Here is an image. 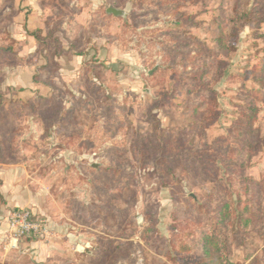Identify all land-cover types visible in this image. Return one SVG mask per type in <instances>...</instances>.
Here are the masks:
<instances>
[{
  "label": "rangeland",
  "instance_id": "1",
  "mask_svg": "<svg viewBox=\"0 0 264 264\" xmlns=\"http://www.w3.org/2000/svg\"><path fill=\"white\" fill-rule=\"evenodd\" d=\"M25 1L30 2L0 0V91L14 101L0 119V137L14 136L13 143L0 149V258H5L4 264H25L31 252H26L23 243L32 240L64 254L73 260L69 264H172L166 255L172 227L189 219L188 197L202 198L212 184L179 164H173L174 180L152 164L141 166L130 152L133 135L135 131H151L150 112L160 120L162 134L171 126L186 123L183 95L161 108L152 103L174 81L168 74L152 75L157 67L172 62L166 56V46L176 44L180 34L213 46L219 31L231 32L235 7L247 9L248 0H196L180 7L184 18L189 15L197 23L182 25L180 30L175 27L177 13L158 3L37 0L40 6L47 4L43 12L45 33L55 28L54 35L63 46L74 43L73 54L85 53L79 55L80 62H72L69 51L62 54V62L52 57L48 68H41L47 63L43 46L37 44V49H30L36 40L25 18L33 8ZM116 3L125 11L123 19L130 27H123L120 20L109 24L101 12L94 14ZM76 14L82 19L79 23H75ZM254 33L255 28L247 26L220 53L228 63L226 75L213 84L220 93L222 115L206 129L208 142L225 134L236 116L241 85L259 86L250 78L243 80L245 71L262 55L264 41L258 35L264 33V25L258 35ZM93 59L102 63L98 73L85 70V64ZM95 82L113 98L109 121L114 122V116L124 119L117 131L106 129L107 111L95 101ZM40 95L47 100H40ZM86 97L91 101L85 102ZM52 106L74 107L75 125L68 131L49 127L47 115L37 109ZM259 106L257 126L264 135V102L259 101ZM118 167L121 171L115 172ZM247 173L255 179L264 176V148L252 158ZM128 180L130 184L123 186ZM172 190L178 194H172ZM15 210L31 211L38 231L15 239L8 220ZM119 220L126 227L129 221L136 222L139 231L127 239L119 237ZM3 227L8 228L5 231ZM104 238L109 240L108 255L100 261L91 259ZM263 247L258 236L245 245L234 244L236 264H248L250 255H258L259 263L264 264Z\"/></svg>",
  "mask_w": 264,
  "mask_h": 264
},
{
  "label": "trees",
  "instance_id": "2",
  "mask_svg": "<svg viewBox=\"0 0 264 264\" xmlns=\"http://www.w3.org/2000/svg\"><path fill=\"white\" fill-rule=\"evenodd\" d=\"M138 1L140 4L149 2L165 5L166 10L176 12L177 30H180L182 25L185 27L197 25L189 15L184 18L185 14L179 11L180 7L188 6L196 0ZM239 1L237 0V3ZM248 2L249 7L245 10L240 9L238 5L235 7L231 32L219 31L213 46L195 36L183 37L181 34L176 44L166 46V56L172 62L157 67L152 75L168 74L174 81L169 86L170 89L162 91L152 103L154 107L161 108L183 95L187 104L184 115L185 119L187 118L186 123L182 126H171L166 134H162L160 120L150 112L149 119L153 122L151 131L147 133L135 131L133 135L130 152L141 166L152 164L155 168H161L163 172L170 174L174 180L176 175L173 164H179L186 171L194 172L212 184L209 192L202 198L188 197L191 206L187 212L189 219L172 227L170 250L168 249L166 253L172 264H236L234 244L245 245L254 236L260 237L264 242V176L255 179L247 173L252 158L264 148V135L257 126L261 111L259 101L264 102V46L261 48L262 55L258 61L246 70L243 76V80L250 78L259 86L247 88L244 84L241 85L238 93L239 102L235 104L236 116L226 128V133L210 142L205 140L206 129L216 124L222 115L220 93L213 84L226 75L228 63L220 58V53L226 48L227 42L232 38L237 39L247 26L254 27V34L258 35L264 25V0ZM108 7L110 6L103 7L102 11H96L94 14L101 12L104 21L109 24L113 20H120L123 27H130L123 17L107 14ZM111 7L118 8V3L112 4ZM55 31V28L49 30L47 34L40 28L30 31L37 44L42 45L45 50L44 57L47 63L41 68H48L52 57L57 62V58L63 53L74 51V43H70L68 49H65L61 39L54 35ZM258 37L264 41V33H260ZM190 39L191 41L187 42ZM189 44L194 45V48H189ZM5 50H12V47H6ZM74 54L85 55L82 51ZM1 55L0 52V58ZM101 65L100 61L93 59L85 64V70L98 73L97 67ZM93 87L98 95L95 101L107 111L106 129L117 131L124 119L114 116L111 118L116 120L109 121L108 113L111 109L109 107L113 105L111 94L103 85L96 82L93 83ZM38 98L47 100L41 95ZM89 101L91 98L86 97L85 102ZM12 102L14 101L9 99L6 92L0 91V119L8 113ZM37 110L47 115L46 122H49V127H62L68 131L75 125L74 107L52 106ZM129 124L131 125V122ZM13 142L14 136L2 135L0 149ZM121 152L124 153L125 150ZM119 171L121 167L116 168L115 172ZM124 173L126 177H132L130 172ZM129 184L128 180L123 186ZM171 193L178 194V191L172 190ZM172 196L176 198V195ZM123 222L118 221L121 228L119 237L127 239L139 231L136 222L129 221V227ZM104 240L99 251L90 256L91 259L100 261L108 255L109 240L107 238ZM248 258V264H260L258 255H250ZM6 264L17 263L10 261Z\"/></svg>",
  "mask_w": 264,
  "mask_h": 264
},
{
  "label": "crops",
  "instance_id": "3",
  "mask_svg": "<svg viewBox=\"0 0 264 264\" xmlns=\"http://www.w3.org/2000/svg\"><path fill=\"white\" fill-rule=\"evenodd\" d=\"M29 3L32 4L33 9L31 11V13L28 14L27 18H25V21L28 24L27 25L28 31H33L37 28H40L44 31L45 26L43 24V19H44L43 12H46L45 8L47 7L46 6L47 4H42V6H40L41 2L37 1V0H30V2H26L24 4L27 5ZM39 3H40V5H39ZM40 7H42L43 9L41 10ZM46 14H48V13H46ZM83 15H84V12L81 13L82 17H83ZM74 20H75V23H79V22H81L82 19L80 18L79 14L78 15L76 14L74 17ZM32 24H34L33 27H32ZM32 48L37 49V41H35L33 47L30 48L31 51H32ZM65 49H68V47H65ZM69 53L73 55V61L72 62H76L77 60H78L77 62H80L78 59V57H80L79 55L73 54V52H69ZM62 61H63V58L61 55L59 58H57V62H62ZM61 65H62V63H61ZM65 66H67V65L64 64L63 66H61V70H63V71L66 70ZM2 198H4V197H2ZM12 206L17 207L19 205H12ZM0 228H2V227H0ZM3 228H5V231H6V229L8 227H3ZM0 234H1V230H0ZM23 245L26 248V252L27 251L31 252L30 259H27L25 261V264H69V263H73L72 262L73 260H69L66 258V256L64 254L56 252V250L53 247H50V245H48V244H44V243L39 242V241L29 240L27 242H24ZM55 246L56 245H54V247ZM5 261L6 260L4 257L0 258V264H4Z\"/></svg>",
  "mask_w": 264,
  "mask_h": 264
},
{
  "label": "built area",
  "instance_id": "4",
  "mask_svg": "<svg viewBox=\"0 0 264 264\" xmlns=\"http://www.w3.org/2000/svg\"><path fill=\"white\" fill-rule=\"evenodd\" d=\"M9 230L17 237L31 235L38 231L35 221L32 219V213L28 210H15L9 215Z\"/></svg>",
  "mask_w": 264,
  "mask_h": 264
},
{
  "label": "water",
  "instance_id": "5",
  "mask_svg": "<svg viewBox=\"0 0 264 264\" xmlns=\"http://www.w3.org/2000/svg\"><path fill=\"white\" fill-rule=\"evenodd\" d=\"M107 14L124 17L125 11L123 9L115 8V7H108L106 9Z\"/></svg>",
  "mask_w": 264,
  "mask_h": 264
}]
</instances>
